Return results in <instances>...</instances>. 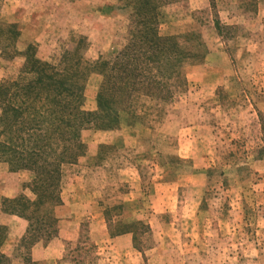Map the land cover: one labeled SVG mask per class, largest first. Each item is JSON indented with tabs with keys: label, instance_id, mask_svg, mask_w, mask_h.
I'll use <instances>...</instances> for the list:
<instances>
[{
	"label": "rangeland",
	"instance_id": "obj_1",
	"mask_svg": "<svg viewBox=\"0 0 264 264\" xmlns=\"http://www.w3.org/2000/svg\"><path fill=\"white\" fill-rule=\"evenodd\" d=\"M149 1L0 0V91L39 65L74 91L69 128L32 126L56 141L43 212L1 151L0 264H264V0Z\"/></svg>",
	"mask_w": 264,
	"mask_h": 264
},
{
	"label": "trees",
	"instance_id": "obj_2",
	"mask_svg": "<svg viewBox=\"0 0 264 264\" xmlns=\"http://www.w3.org/2000/svg\"><path fill=\"white\" fill-rule=\"evenodd\" d=\"M136 2H139L141 6H143V3H145L147 7H152L154 5V3L149 0H136ZM152 8L155 9V6ZM152 8L150 9V11L152 10ZM152 23L153 18L151 16L149 19L143 20L141 26L145 28V32L141 34L142 41L144 43L147 42L151 44V46L162 42V48H165V41H172V39H161L160 37H157L156 33L152 31V29V38L148 40V27H150L149 25ZM190 36L191 35H187L185 38ZM195 48L199 47L196 46ZM205 53L206 51L204 50V54ZM159 55L162 56V52L161 54L159 53ZM38 68L39 69L34 71V73L36 74V78L32 82L24 85L10 83L6 86H2L6 87V89H2L0 91V97L4 96V100L2 101L4 106L2 110V118L0 120V125H2L4 129H9L10 127H12V125H22L25 128L24 133L27 136L30 133L32 137L36 138L35 141L32 137V141H30L31 139L29 138L24 140L22 139V144L20 147H17L19 145L15 143L11 147H8V145L12 144H8L5 146L0 144V154H2L1 151H3L4 154L6 152L11 153L10 155L14 156L12 159L14 161V164H16L17 169L29 170L30 168L32 172L36 175V178H34V180L36 179L34 184V194L36 196V200L34 201V203L37 207L35 213L41 211V208H43L42 206L53 197L50 188L53 186L52 182H54V180L52 181V179L55 177L52 176V170H50V167L55 168L56 166H53L47 161H42L41 165L38 166V160H40L39 158L43 155L47 156L55 153V150H53V145L54 142L56 144V141H54L53 143L50 142V144L46 142L45 139H42L39 134L34 135L35 129L33 130L32 126L33 124H37L38 126L40 125V123H45L46 125L50 126L51 129H53L54 127H56L55 124L58 123V125L64 124L66 127L69 128L71 126L69 123L70 120L65 121L64 114L60 110V108L63 111L65 110V106L61 107L59 105L60 103H62V99L60 96L63 93L74 92L73 89L70 88L71 83L67 79L60 80L57 79L54 74L48 73V71H50V68L48 66L39 65ZM120 79V90L128 92L130 86L129 83L131 81L130 75L125 72L122 74ZM50 120H52V122ZM7 123H9L10 125H8ZM66 132L67 131H65V133ZM16 139H19V137H17ZM25 141L26 145H24ZM23 151L28 157L26 156V158H21L23 157ZM34 167H36V169H34ZM41 172L45 173L41 175ZM48 181L52 183V185L48 186ZM42 183H44L45 186L44 191L42 193L36 192V190H38L37 188L42 186ZM13 203H18V201H15ZM32 206H34V204Z\"/></svg>",
	"mask_w": 264,
	"mask_h": 264
}]
</instances>
